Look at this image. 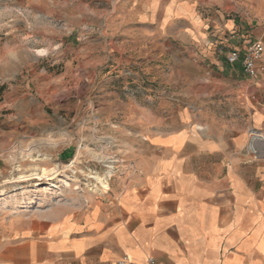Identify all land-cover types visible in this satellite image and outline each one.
I'll return each mask as SVG.
<instances>
[{"label":"crops","instance_id":"crops-1","mask_svg":"<svg viewBox=\"0 0 264 264\" xmlns=\"http://www.w3.org/2000/svg\"><path fill=\"white\" fill-rule=\"evenodd\" d=\"M225 1L128 0L122 24L164 31L217 65L193 71L185 88L193 95L200 84L208 101L173 108L170 117L138 103L134 168L121 192L25 218L0 246V264H118L124 257L137 264H264V56L256 77L226 61L248 40H264V28L250 30L223 11L210 15L207 7ZM257 17L264 19V10ZM32 53L27 63L42 90L44 54ZM3 54L0 101L23 65L13 50ZM30 107L34 113L23 107L19 115L44 126L43 105Z\"/></svg>","mask_w":264,"mask_h":264},{"label":"rangeland","instance_id":"rangeland-1","mask_svg":"<svg viewBox=\"0 0 264 264\" xmlns=\"http://www.w3.org/2000/svg\"><path fill=\"white\" fill-rule=\"evenodd\" d=\"M127 2L0 0V51L13 50L23 62L12 84L1 88L0 246L21 221L44 209L121 192L126 170L134 168L138 103L170 117L173 108L208 101L200 84L193 95L185 88L193 71L217 65L164 31L122 24ZM207 10L237 17L250 30L264 28L257 17L264 0H227ZM33 49L44 54L42 90L27 63ZM211 95L224 100L219 92ZM34 102L43 105L44 126L19 115L28 108L34 113ZM90 175H100L108 189Z\"/></svg>","mask_w":264,"mask_h":264},{"label":"built area","instance_id":"built-area-1","mask_svg":"<svg viewBox=\"0 0 264 264\" xmlns=\"http://www.w3.org/2000/svg\"><path fill=\"white\" fill-rule=\"evenodd\" d=\"M264 56V40L262 39H250L246 43L243 49H233L226 55V61L230 65L240 64L243 71L252 76L256 77L259 74L257 63ZM118 264H137L132 262L127 257L122 258L118 261ZM144 264H155L153 258H149Z\"/></svg>","mask_w":264,"mask_h":264},{"label":"bare ground","instance_id":"bare-ground-1","mask_svg":"<svg viewBox=\"0 0 264 264\" xmlns=\"http://www.w3.org/2000/svg\"><path fill=\"white\" fill-rule=\"evenodd\" d=\"M43 51V50H42ZM90 177L91 178H95V179H97V180H99V181H101V184L103 185V187H105L106 189H108V186L109 185H106L107 183H105L101 178L102 177H100V175L99 176H96V175H90ZM67 185H68V182L66 183ZM53 185V184H52ZM110 189V188H109Z\"/></svg>","mask_w":264,"mask_h":264}]
</instances>
